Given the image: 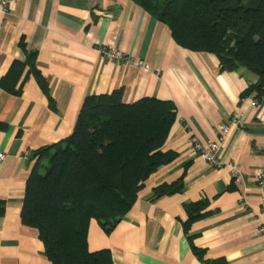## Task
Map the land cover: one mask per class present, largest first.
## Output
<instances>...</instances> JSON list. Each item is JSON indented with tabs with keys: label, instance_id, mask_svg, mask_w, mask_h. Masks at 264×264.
I'll use <instances>...</instances> for the list:
<instances>
[{
	"label": "crops",
	"instance_id": "0c3cea01",
	"mask_svg": "<svg viewBox=\"0 0 264 264\" xmlns=\"http://www.w3.org/2000/svg\"><path fill=\"white\" fill-rule=\"evenodd\" d=\"M110 47L132 62L107 60L102 50ZM27 52L37 54L48 89L26 67L10 78L22 90L14 95L1 82L15 62L26 63ZM256 81L245 69L222 71L213 54L177 46L170 30L131 0H14L7 11L0 7V154L7 157L0 169V264H50L38 232L21 219L35 153L72 134L88 96L119 90L126 104L149 97L175 105L164 152L177 159L151 176L109 234L91 221L89 251H110L113 264H264V191L255 179L264 169V98L253 107L256 98L243 97ZM234 114L242 124L231 126L217 168L195 153L191 139L217 141ZM182 178V193L151 200L155 188ZM199 202L209 215L187 234L186 207Z\"/></svg>",
	"mask_w": 264,
	"mask_h": 264
},
{
	"label": "trees",
	"instance_id": "16d2710c",
	"mask_svg": "<svg viewBox=\"0 0 264 264\" xmlns=\"http://www.w3.org/2000/svg\"><path fill=\"white\" fill-rule=\"evenodd\" d=\"M131 1L165 25L177 46L215 55L222 71L245 69L256 74L257 81L243 97L264 98V0ZM26 58V63L11 66L1 85L20 95L21 88L16 90L10 78L28 67L47 91L36 70L37 54L27 52ZM122 96V90L88 96L72 134L35 153L38 161L26 184L21 219L38 232L50 264H113L110 251H89L91 221L109 234L133 208L151 176L177 159L176 153L164 152L177 119L175 105L149 97L126 104ZM184 188L183 178L164 184L153 190L151 200L182 193ZM4 210L0 202V218ZM186 211L187 234L209 215L202 202L187 205ZM193 251L203 260V251L196 247Z\"/></svg>",
	"mask_w": 264,
	"mask_h": 264
},
{
	"label": "built area",
	"instance_id": "2783aa9c",
	"mask_svg": "<svg viewBox=\"0 0 264 264\" xmlns=\"http://www.w3.org/2000/svg\"><path fill=\"white\" fill-rule=\"evenodd\" d=\"M14 0H2L0 1V7L4 10L7 11L10 4ZM103 56L107 60H116V61H126V62H132L125 54L117 47H110V48H105L102 50ZM136 65L141 68V69H149V66L146 65L143 61H137L135 62ZM258 101L254 100L252 102L253 107L258 106ZM242 124V118L240 114H234L230 119L229 123L223 127V134L219 137L217 141L211 142L204 144L202 143L197 137H192L191 142L193 145V149L197 155H199L206 163L213 165L215 167H221V163L219 162L218 159V153L221 149L222 144L225 142L226 137L228 136L230 132V128L233 125H241ZM6 155L0 154V169L4 165L6 161ZM231 171L233 174H237V170L235 167H231ZM255 179L257 181L258 187L264 191V169L258 171L256 173ZM241 203L244 205L245 201L242 200ZM262 212L264 214V199L262 201ZM259 233L264 234V226L263 228L259 231Z\"/></svg>",
	"mask_w": 264,
	"mask_h": 264
},
{
	"label": "rangeland",
	"instance_id": "374dc122",
	"mask_svg": "<svg viewBox=\"0 0 264 264\" xmlns=\"http://www.w3.org/2000/svg\"><path fill=\"white\" fill-rule=\"evenodd\" d=\"M44 165H45V166H48L47 161H44Z\"/></svg>",
	"mask_w": 264,
	"mask_h": 264
}]
</instances>
